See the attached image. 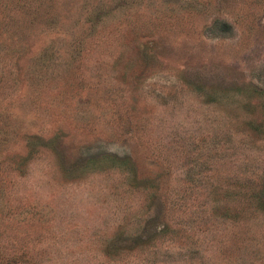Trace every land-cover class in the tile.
Listing matches in <instances>:
<instances>
[{
  "label": "rangeland",
  "instance_id": "374dc122",
  "mask_svg": "<svg viewBox=\"0 0 264 264\" xmlns=\"http://www.w3.org/2000/svg\"><path fill=\"white\" fill-rule=\"evenodd\" d=\"M0 264H264V0H0Z\"/></svg>",
  "mask_w": 264,
  "mask_h": 264
}]
</instances>
